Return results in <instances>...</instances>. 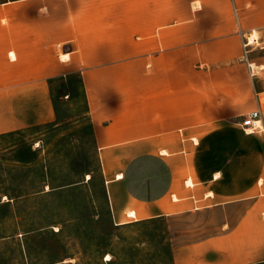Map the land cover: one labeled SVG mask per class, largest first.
Masks as SVG:
<instances>
[{
    "label": "crops",
    "instance_id": "obj_1",
    "mask_svg": "<svg viewBox=\"0 0 264 264\" xmlns=\"http://www.w3.org/2000/svg\"><path fill=\"white\" fill-rule=\"evenodd\" d=\"M1 5L0 133L53 121L51 80L79 73L121 216L245 204L230 230L177 244L172 258L264 262V133L241 125L262 108L264 81L240 62V30H264V0ZM255 63L264 69V59Z\"/></svg>",
    "mask_w": 264,
    "mask_h": 264
},
{
    "label": "rangeland",
    "instance_id": "obj_2",
    "mask_svg": "<svg viewBox=\"0 0 264 264\" xmlns=\"http://www.w3.org/2000/svg\"><path fill=\"white\" fill-rule=\"evenodd\" d=\"M257 34L261 44L249 53L253 64L264 59V30ZM59 53L68 58L61 46ZM242 58L243 49L245 63ZM259 66L255 77L264 81ZM243 71L247 77V67ZM51 90L53 121L0 133V264H174L175 245L222 234L238 221L245 204L227 212L121 216L88 118L83 78H54Z\"/></svg>",
    "mask_w": 264,
    "mask_h": 264
},
{
    "label": "built area",
    "instance_id": "obj_3",
    "mask_svg": "<svg viewBox=\"0 0 264 264\" xmlns=\"http://www.w3.org/2000/svg\"><path fill=\"white\" fill-rule=\"evenodd\" d=\"M242 36V47H243V60L247 63L250 68V73L252 76L255 75L254 64L249 59V53L251 52L250 47L252 45L259 46L261 42L257 34V31L251 30L250 32H245L240 30ZM241 125L243 130L247 133H264V122H263V112L262 108L258 107L249 113L243 115Z\"/></svg>",
    "mask_w": 264,
    "mask_h": 264
},
{
    "label": "bare ground",
    "instance_id": "obj_4",
    "mask_svg": "<svg viewBox=\"0 0 264 264\" xmlns=\"http://www.w3.org/2000/svg\"><path fill=\"white\" fill-rule=\"evenodd\" d=\"M67 57V54H65V58ZM254 68L258 71V67H256L255 65H254ZM256 71V72H257ZM122 176V174L121 173H119L118 174V177L120 178ZM129 216H131V217H135L136 216V212L134 211V210H130L129 211Z\"/></svg>",
    "mask_w": 264,
    "mask_h": 264
}]
</instances>
